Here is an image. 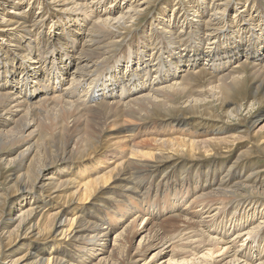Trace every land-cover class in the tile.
<instances>
[{
  "label": "bare ground",
  "instance_id": "obj_1",
  "mask_svg": "<svg viewBox=\"0 0 264 264\" xmlns=\"http://www.w3.org/2000/svg\"><path fill=\"white\" fill-rule=\"evenodd\" d=\"M23 1L0 0V264H5L7 258L12 259L7 264H138L139 258L133 252L143 256L151 248L155 250L145 261L164 264L158 261L165 252L164 239L191 228L190 239L196 236L195 241L182 242L183 231L182 237L176 233L167 240L171 241L167 264H190L191 259L179 261L177 255L196 252L199 246L194 245L204 240H212L214 245L221 241L214 242L219 228L208 232L199 229L206 212H210L211 223L223 215L220 229L229 233L226 237L241 241L239 247L245 246V250L231 252L224 264H249L251 260L252 264H264V235L258 238L263 234L264 202L258 199L260 204L254 207L239 204L237 198L254 193L264 196V185L261 179H250L254 169L238 170L242 153L225 167L216 169L207 164L201 172L197 168L187 170L183 162V157L201 159L245 135L205 139L193 132L179 133L153 138V145L144 147L129 143L140 125L124 126L119 115L127 108L130 112L147 110L159 117L184 115L180 105L173 102V96H179L191 113L216 117L218 112H214L212 103L228 106L234 101L231 94L244 88L241 85L248 74L259 78V84L249 91L255 102L258 89L264 86L259 77L264 75V9L257 11V4H251L257 0H187L184 10H176L178 2L174 5V0L170 17L159 13L155 23L153 20L142 30L136 29L135 19L151 0H122L121 4L120 0ZM260 4L263 6L264 0ZM51 9L52 15L45 17ZM54 26L56 38L46 35ZM133 32L137 42L132 45ZM41 43L43 50L33 53L34 46L40 47ZM77 44L80 48H71ZM55 52L60 53L61 66ZM196 79H207L212 84L207 91L213 102L195 91L192 81ZM258 97L262 104L264 92ZM242 106L235 103L225 107L224 114L238 117ZM51 108L57 117L55 122L62 126L61 139L55 145L49 144L53 135L49 143V138H42L47 137L48 129L41 134L49 120L47 124L43 119L38 121L42 113L48 117ZM98 109L113 113L106 117L109 122L105 120L95 128L98 132L91 134L87 145H78L83 135L88 137L87 127L92 130L87 117ZM65 112H74L78 119L72 125L63 122L68 115ZM80 120L86 130L73 143L70 133L68 139L64 133L70 127L79 130ZM107 126L114 128V133L105 131ZM250 127L245 134L251 133ZM108 132V142L128 140V150L116 147L97 157L101 139ZM115 142L106 148L110 150L118 144ZM259 147L264 150V143L259 141ZM169 151L183 161L175 162ZM4 168L5 173H10L4 175ZM144 171L155 175L147 177ZM185 173H189L192 186H184ZM46 192L54 198L47 199ZM52 200H62L67 207L53 205ZM228 200L235 205L226 208ZM139 218L143 227L134 231ZM166 219L180 224L167 235L162 232V237L153 227ZM123 220L126 223L120 226ZM113 230V242L108 246ZM142 232L131 253V239ZM178 236L181 238L176 239ZM34 240L43 241V247L37 243L31 251ZM16 247H24V253L14 257L12 248ZM212 250L202 252L200 261L212 264L206 258ZM117 252H122L123 257H118Z\"/></svg>",
  "mask_w": 264,
  "mask_h": 264
},
{
  "label": "rangeland",
  "instance_id": "obj_2",
  "mask_svg": "<svg viewBox=\"0 0 264 264\" xmlns=\"http://www.w3.org/2000/svg\"><path fill=\"white\" fill-rule=\"evenodd\" d=\"M187 2V0H184V1H182V0H176L175 1V4L174 5H176V3L178 2H180V4H178L177 3V5H176V10H179V8H180V10L181 9H183L184 10V8H185V6H186V2ZM23 2H26V0H24ZM28 2H29V0H28ZM182 2H183V4H182ZM118 3H122V0H120V2H118ZM174 3V0H151V2H150V4H148V5H146V6H144V11L143 12H141L140 14H139V18H137V19H135V27H136V29H139V30H142V27L144 26L145 27V25L146 24H149V23H151L153 20H154V23H155V20H156V18L158 17V16H160V14L159 13H161L162 14V12H163V14L165 15V18H168V16L170 17V15H171V13H172V11H171V5ZM254 3H256L257 4V8H256V10L257 11H259V10H263L264 9V5L262 6L261 4H260V0H257V2H255V1H252L251 2V4H254ZM183 5V6H182ZM183 7V8H182ZM231 8H233V6H231ZM243 10H245V14H246V7H244L243 8ZM53 11V9H51V11H49L48 13H50V15L49 14H47V16L45 15V17H48V16H51L52 15V12ZM251 11H253V10H251ZM183 12V11H182ZM244 12V11H243ZM63 14H66V15H70L69 13L67 14V13H63ZM182 14V13H181ZM62 16L63 15H61V18H62ZM164 17V16H163ZM240 17V16H239ZM46 19V18H45ZM239 21H240V19H239ZM157 23V22H156ZM263 25H264V21L262 20V22H261ZM241 24H243L242 22L240 23V25ZM54 25L56 26V23H54ZM55 26L54 27H52V29L51 30H47L46 31V35H51V36H53V37H55L56 38V33H55ZM47 28V27H46ZM134 30V29H133ZM39 37V36H38ZM45 37V33H44V35H42V37L40 38V39H42V38H44ZM130 38H131V41H130V44H135L136 42H137V36H136V34H135V32H133L131 35H130ZM39 39V38H38ZM40 39H39V41H40ZM136 41V42H135ZM45 44V43H44ZM41 46H42V48H41V46L40 47H37V46H34V49H33V53H35V54H37L38 53V50L39 51H42L43 50V44L41 43L40 44ZM71 48H80V46H79V44H77V46L76 47H71ZM79 51V50H78ZM57 52V51H56ZM56 52H55V54H54V56H55V58H57V61H59V64H60V62H61V58H60V53H58V54H56ZM39 62H37V63H35V62H33V64H38ZM63 63H61L60 64V66L62 65ZM38 65H40V64H38ZM37 65V66H38ZM124 65V64H123ZM125 66V65H124ZM258 68H260V65H258ZM124 69V68H123ZM263 76V77H262ZM262 76H259L260 78H263V80H264V75H262ZM244 81V83L241 85V87H244V88H241V90H239V89H237L236 90V92L238 93H236L235 91L231 94V96H232V100H234V101H232V102H229L228 103V106H229V108L230 107H233L234 106V104L235 103H240V104H243V106L241 107V109H240V112H239V116L238 117H233V116H229V117H227L224 113V111H225V107H228V106H220L219 104H218V102H213V96L209 93V91H207V88L209 87V85L211 86L212 84H209V80H207V79H196V80H194V81H192V84H193V88L195 89V91L196 92H200V93H203L204 94V97L206 98V100L208 101V102H213L212 104H213V106H215L216 107V110L214 111V112H218L217 113V118L216 117H214V116H210L209 117V115H203L202 114V112H200V114L198 113V114H194V113H191V111L188 109V107L186 106V104L185 103H183V102H181V99H180V97L179 96H173V102H175L174 103V105H180V109L185 113L184 115H171V114H175V113H171V114H169V115H166V116H163V114H162V116L163 117H159V116H156L155 114H153V112H152V115H150L149 113L150 112H148L147 110H143V111H141V112H130L131 110H130V108H127V109H125L124 111H123V113H120L119 115H120V119H121V122H122V124L124 125V126H127V125H140V126H138L139 127V129H135L136 131L134 132L135 133V135H136V137H135V139H133V140H130L129 141V143H136V144H141V146H144V147H149L150 145H153V142H151V140L153 139V138H158L159 136L161 137V138H163V137H168V136H174V135H178L179 133H183V134H193V135H201V136H203V138H211V137H215V136H229V135H237V133H240L241 135H245V137H243L242 139H240V140H236V141H234V143L233 144H227V145H223V146H220V147H218V149L216 150V151H214L213 153L211 152V154H208L207 156L206 155H203L202 157H201V159L199 158V159H197V158H190L189 156H186V157H183V158H185V160L183 161V158L180 156V155H173V153L171 152V151H169L168 153L170 154V155H173V160L175 161V162H180V161H183L184 163H187V170H189V171H193L195 168H197L198 169V172H201L202 170H203V168H205V166L207 165V164H210L211 166H216V169L219 167V166H223V167H225V166H227L232 160H234L235 159V157H236V154H240V153H242V159H240V165H239V167H237L238 168V170H243V171H245V170H248V169H254V173H253V177H251L250 179L251 180H253L254 178V180L255 181H257V182H260V179H261V181H262V183H263V185H264V182H263V180H264V150L263 149H261L260 147H259V141H261V142H263L264 143V102L261 104V102L259 103V101H260V98L258 97V96H261V93L263 94V92H264V86H262V88H260V89H258V92H257V95L258 96H256V101L254 102V98H253V96H252V94H251V92L249 93V91L250 90H253L256 86H257V83L259 82V78L258 79H253L252 77H251V75L250 74H248V75H246V79L245 80H243ZM259 84V83H258ZM203 87V88H202ZM245 87H246V89H245ZM243 89V90H242ZM198 90V91H197ZM201 90V91H200ZM239 90V91H238ZM246 90V91H245ZM206 91V92H205ZM242 92V93H241ZM245 92V93H244ZM249 102H251L252 103V105L251 106H249L248 104H250ZM254 103V104H253ZM215 107H213V109H215ZM56 108V109H55ZM134 108H136V107H134ZM225 108V109H224ZM50 108L48 107V110H49ZM55 109V111L57 112V107H53V110ZM223 109V110H222ZM100 110V111H99ZM151 110H152V108H151ZM221 110V111H220ZM52 111V108H51V110H50V114L48 115V117H45L44 116V114L42 113V114H40V116H42V117H39L40 119L38 120L39 122H41V119H43L44 121H45V124H47L48 123V120H49V123L51 124V126L49 125V123L46 125V129H42L41 131L42 132H44L45 130H47V131H49V132H47V131H45L44 133H42L41 132V134L43 135V134H46V136L47 137H45L44 138V136L45 135H43L42 136V138L43 139H46L47 138V140H48V138H49V140H48V143H49V141H50V139H51V136L53 137L52 138V140L50 141V143L49 144H52V145H55V142L56 143H58V141H59V139H61V138H59V134H60V129H61V127H60V125L59 124H61V123H59L58 122V124H57V122H55V121H57L56 120V118L57 117H55V116H53V114L55 113V111L52 113L51 112ZM128 111V112H127ZM147 111V112H146ZM104 112V113H103ZM67 112H65V115H67V117L66 116H64V120L65 121H63V122H67V123H69L70 125H72V123H74L75 122V120H77L78 118H76V116L77 115H75V113L74 112H72L71 114H69V113H67ZM74 113V114H73ZM96 113V114H95ZM101 113V114H100ZM138 113V114H137ZM105 111H103L102 109H98V111H95L94 113H93V115L91 116V115H89L88 117H87V119H89V121H90V125H92V130H91V128H90V126H88L87 127V129L88 130H90V132H88V130H86L85 128H83L82 127V125L84 124L83 123V121L82 120H80L79 121V123L81 122V127H79V130H78V128H73V127H70V130H68L66 133H64V135H65V137H66V139H68V135H69V133H70V137L69 138H71V137H73L74 139H72L71 141H73V143H74V141L75 140H77V139H75V138H78L77 136L82 132V133H84L83 131V129H85L86 131L85 132H87V134H86V136H88L87 138H90V139H88V141H86L87 140V138H85V136L83 137L82 136V138H81V142L79 141V143H77L78 145H82V146H84L85 144L87 145L88 144V142L91 140V134L92 135H94L95 136V134L98 132L97 130L95 131V128L96 127H98L99 128V126H100V124L103 122V121H107V122H109V119L110 118H108V119H106V117H110L113 113L112 112H110V113H106L105 115ZM111 114V115H110ZM130 116H129V115ZM134 114V115H133ZM141 114V115H140ZM220 114H222V115H220ZM100 116V118H103V120L102 119H100L99 118V116ZM136 115V116H135ZM164 115H165V113H164ZM224 115V116H223ZM51 116V117H50ZM102 116V117H101ZM45 117V118H44ZM55 119H54V118ZM74 117V118H73ZM96 117V118H95ZM104 117H105V119H104ZM219 117V118H218ZM53 119V120H51V119ZM76 118V119H75ZM258 118V119H257ZM43 120H42V122H43ZM50 120L53 122V125H54V127H53V125H52V122H50ZM67 120V121H66ZM69 120V121H68ZM47 121V122H46ZM96 121V122H95ZM124 121V122H123ZM193 121V122H192ZM254 121H256V122H254ZM253 122H254V124H253ZM94 123V124H93ZM252 123V124H251ZM127 124V125H126ZM147 125L148 127L147 128H144L143 127V125ZM221 124H222V126H221ZM96 125V126H95ZM98 125V126H97ZM250 125H252L251 127H250ZM48 126V127H47ZM50 126V127H49ZM55 126H56V129H55ZM94 126V127H93ZM262 126H263V128H262ZM52 127V128H51ZM60 127V128H59ZM222 127V128H221ZM248 127H250V134H245V130H247V128ZM58 128V129H57ZM81 128V129H80ZM137 128V127H136ZM224 128V129H223ZM52 129H54V130H52ZM93 129H94V131H93ZM106 130L105 131H111V133L113 132L114 133V131H115V129L114 128H111V127H108L107 126V128H105ZM112 129V130H111ZM222 129V130H221ZM44 130V131H43ZM55 130H56V132H55ZM72 130V132H70ZM78 130V131H77ZM178 130V131H177ZM55 133H54V132ZM59 131V132H58ZM78 133H77V132ZM219 131V132H218ZM257 131V132H256ZM62 132V131H61ZM193 132V133H192ZM51 133V134H50ZM56 133H58L57 134V136H58V138L55 136V134ZM109 133L110 132H108V134H104V136H103V139H101L102 141H101V143H100V148L98 149V151H96V155H97V157H100L101 156V154L102 153H105V152H109V151H111V150H113L114 148H116V150H121V151H124V152H126L127 150H128V148H127V144H128V140H126V142H122L121 143V141L119 142H115V140H112V142L110 141V142H108V139H111V134L109 135ZM196 133V134H195ZM231 133V134H230ZM254 133H256V135H254ZM49 134V135H48ZM68 134V135H67ZM73 134V135H72ZM80 134V135H81ZM126 134H130V132H126L125 133V135ZM185 134V135H186ZM51 135V136H50ZM79 135V136H80ZM109 135V136H108ZM161 135H163V136H161ZM155 136V137H154ZM54 139V140H53ZM78 139H80V138H78ZM82 139H83V141H82ZM86 139V140H85ZM113 139V138H112ZM58 140V141H57ZM135 140V141H134ZM138 140H140V141H138ZM142 140V141H141ZM258 140V141H257ZM46 141V140H45ZM85 141V142H84ZM145 141H147V142H145ZM230 141V140H229ZM118 143V144H115L113 147H111L110 148V150H108L107 148H106V146L108 145V144H110V143ZM142 142H144V143H142ZM149 142V143H148ZM47 143V141L45 142V144H48ZM82 143V144H81ZM85 143V144H84ZM120 143V144H119ZM147 143V144H146ZM258 143V144H257ZM143 144H146V145H143ZM106 145V146H105ZM231 145V146H230ZM103 146V147H102ZM102 147V148H101ZM119 147H120V149H119ZM123 147V148H122ZM247 148H249L250 149V151L249 150H246ZM105 149V150H104ZM125 149V150H124ZM127 149V150H126ZM245 149V150H244ZM244 150V151H243ZM14 151V150H13ZM247 151V152H246ZM165 152V151H164ZM248 154L249 152V154L247 155L246 153ZM12 153H14V152H12ZM166 153V152H165ZM217 154V155H216ZM11 155H13V154H11ZM214 156V157H213ZM205 158V159H204ZM94 160H95V158H93ZM93 160V161H94ZM189 161V162H188ZM209 161V162H208ZM213 161V162H212ZM215 161V162H214ZM248 161V162H247ZM208 162V163H207ZM214 163V164H213ZM198 164V167L197 166H195V165H197ZM200 164V165H199ZM215 164H217V165H215ZM220 164V165H219ZM195 167H194V166ZM256 167V168H255ZM2 168V167H1ZM3 170V174L4 175H7L8 173H10V172H6L5 173V168L4 169H2ZM151 170V169H150ZM257 173H256V172ZM143 174L145 175V176H147V177H152V176H154L155 174H152L151 175V172L150 171H147V172H143ZM157 174V173H156ZM188 174L189 173H185V180H187V181H185V187H187V185H191L192 186V181H191V179H188L189 178V176H188ZM255 174V175H254ZM258 175V176H257ZM256 178H258V179H256ZM169 180H170V178H169ZM189 180V181H188ZM246 187H244L243 188V190H246L245 189ZM264 188V187H263ZM53 192V191H52ZM54 194H56V193H54ZM44 196H46L47 197V199H53L54 198V195L53 194H50L49 192H46V193H44ZM248 196V197H247ZM250 196V197H249ZM242 196H237V198L239 199V204H249L250 203V205H253L254 207H256L258 204H260V203H262V202H264V196H262V195H260L259 193H254V194H251V195H245L244 196V198H241ZM247 197V198H246ZM253 199V201H252V199ZM19 199H20V197H19ZM251 199V200H250ZM258 199L260 200V203H259V201H258ZM21 200V199H20ZM251 201H252V203H251ZM258 201V202H257ZM52 202H53V205H55V204H57V205H59V206H62V207H67V204L64 202V201H62V200H59V202L58 201H56V200H52ZM63 202V203H62ZM228 202H229V204H228ZM228 202L227 203H225V205L224 206H226V208L228 207V208H230L231 206H233V205H235V203L233 202V201H231V200H228ZM61 203V204H60ZM65 203V204H64ZM88 203V202H87ZM229 205V206H228ZM51 206H52V204H51ZM50 205H49V207H51ZM59 206H58V208H59ZM259 208H263V207H260L259 206ZM52 210H56V209H52ZM205 211H206V208L204 209ZM208 214H210V212H206L202 217H201V219H202V221L204 220V222H207V224L205 225V223L204 222H202V224H201V226H199V227H201V228H199V229H201L202 231H207V230H209V229H212V228H214V227H217V228H219V234L217 235L218 237H215V241L214 242H216V241H218V240H220L221 239V241H220V244H218V245H214L213 244V241L212 240H204L201 244L200 243H196L194 246H196V247H198L199 246V248L197 249V251L196 252H194V251H189L188 252V254L186 253H184V254H182V256L180 255V254H178L177 255V258H178V260L180 261V259H182V258H186V259H191V261L190 262H188V263H190V264H197V262H199L200 261V255L202 254V252H206V251H208V250H211V249H213L212 250V254H211V256H207L206 258H207V260H209L212 264H224L227 260H229V255H230V253L231 252H233L235 249L236 250H245V246H238V245H241L240 243H241V241H236V240H234L233 239V236H229V237H226L227 236V234H229V233H227V232H224L223 233V230H221L220 229V226L221 225H219V222H220V220H223L224 219V217H223V215H221V218L220 217H218V220L217 221H215L214 223H211V222H209V219H210V217L211 216H209ZM206 215H208V217H206ZM7 218H8V216H7ZM207 218V219H206ZM130 219V218H129ZM129 219L128 220H126L127 222L129 221ZM198 220H199V218H198ZM259 219H257V220H254V222H256V221H258ZM125 220H123V222L122 223H120V226H122L124 223H126V222H124ZM141 223V224H140ZM180 224V223H179ZM179 224L176 222V221H173L172 219H166V221L164 222V223H162L161 225H156V226H154L153 227V231L154 232H158V234H165V235H167L168 233L167 232H169V231H173L175 228H174V225L176 226L177 225V227L179 226ZM15 225V222H13V223H10L9 224V228L10 229H12L13 228V226ZM205 225V226H204ZM216 225V226H215ZM103 226H106V225H103ZM212 226V227H211ZM143 227V224H142V222H141V219L139 218L138 219V221L136 222V224L134 225V227H133V229L132 230H134V231H136V230H140L141 228ZM155 229V230H154ZM191 229V228H190ZM188 229V230H180V234H178L177 232H175V233H171V234H174V235H176V233H177V235H181V237L183 236V234H182V231H183V233H184V241H182V242H185L186 241V239L188 240V239H190V235H192L193 234V230L191 229ZM118 230H119V227H118ZM185 231V232H184ZM187 231H190V233L189 232H187ZM263 234L261 235V236H259L258 238H263V235H264V228H263ZM115 232V230H113L111 233H110V236H109V238H108V240H109V242H108V246H109V244H112V242H113V238H114V233ZM163 232V233H162ZM187 232V234H188V237H186L187 236V234H185ZM191 232H192V234H191ZM208 232V231H207ZM144 233L142 232L141 234H137V237H135V238H132L131 239V253L134 251V248L133 247H135L137 244H138V240H139V237H140V235H143ZM164 234L162 235V237L164 236ZM171 234H168L167 235V239L165 238L164 239V242L166 243L165 245H164V247H165V252L167 253V251H169V249H170V246H169V244L171 243V241H167L168 239H170V237H171ZM190 234V235H189ZM180 236H178L176 239H179V238H181ZM192 239H190L191 241H195L198 237H196V236H192L191 237ZM194 239V240H193ZM243 239V238H242ZM226 240V241H225ZM181 241V240H180ZM33 243H32V245L30 246V250L31 251H33V248H34V246H35V244H37V243H39L38 244V246L40 247V248H42L43 247V241H32ZM209 248V249H208ZM228 248V249H227ZM238 248H240V249H238ZM13 249L15 250L14 251V253H13V255H14V257H17V256H20V255H22L23 253H24V247L23 248H20V250H19V248H12V251H13ZM215 249V250H214ZM217 249V250H216ZM155 250V248H151V249H149L148 251H147V254H144L143 256L142 255H137L136 253H134L133 252V256H135V258H139V260H137L138 261V264H142V261L143 262H145V263H147V264H153V262L152 261H145V260H148L149 259V257H150V255H151V253L153 252ZM219 250V251H218ZM11 252V251H10ZM119 252V251H118ZM118 252H117V256L118 257H123V253L122 252H120L119 254H118ZM164 252V254H162V256H160L159 257V262L161 261L162 263L164 262V264H167V260H168V258L170 257V252L169 253H165ZM194 253H195V255H194ZM197 253V254H196ZM6 254H7V256L9 257V251H7L6 252ZM140 254V253H139ZM185 256V257H184ZM187 256V257H186ZM199 257V258H198ZM144 259V260H143ZM196 259V260H195ZM199 259V260H198ZM10 260H12L11 258H7L5 261H4V263L5 264H7V263H9L10 262ZM198 260V261H197ZM202 261V260H201ZM199 262L198 264H204V262ZM225 261V262H224ZM171 262V261H170ZM192 262V263H191ZM132 262H130L129 264H131ZM174 264L175 262H171V264ZM248 263L249 264H252L253 262H252V260L251 261H248ZM126 264H128L127 262H126ZM175 264H177V263H175Z\"/></svg>",
  "mask_w": 264,
  "mask_h": 264
}]
</instances>
